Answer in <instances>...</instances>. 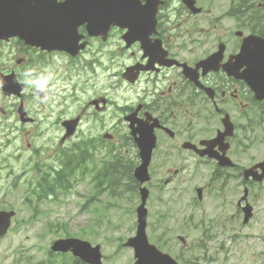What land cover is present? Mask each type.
<instances>
[{"label":"rangeland","instance_id":"374dc122","mask_svg":"<svg viewBox=\"0 0 264 264\" xmlns=\"http://www.w3.org/2000/svg\"><path fill=\"white\" fill-rule=\"evenodd\" d=\"M228 0L224 5L227 7ZM251 10L245 13L241 18L240 28L249 32L259 30V25L254 27L253 21L248 18ZM234 17V16H231ZM255 17H262L256 14ZM236 19V18H235ZM237 22L228 20L224 26L231 32ZM10 45V44H9ZM0 49V60L4 65L15 64L19 55L8 52V46ZM26 53L30 58L32 53L30 50L22 51V55ZM36 54V51H34ZM31 68L29 61L22 65V72ZM70 74L74 75L79 71L72 67L69 68ZM41 75H46L40 74ZM23 79H35L37 74L32 70V75L26 77L22 74ZM77 77L75 76L73 80ZM59 85L65 86L68 91L74 90L63 101L57 104L65 107L67 115L76 114L83 106L88 96L94 95L93 86L85 93H82V84L77 82L73 85V81H58ZM30 86V85H28ZM31 88L34 86H30ZM48 90V88H47ZM49 93V90H48ZM18 102L14 97H6L0 94V108L6 111V115H15L13 103ZM25 110L29 115L34 117L36 114L37 121L43 119L51 111V97L43 99L31 93L25 96ZM261 112L255 119L246 118L243 127L245 131L238 130L232 140V146L229 151L233 159L243 166H249L256 161L264 160V105L260 107ZM112 121H116L122 130L123 125L118 121L120 109L116 107L113 110ZM210 114V111L208 112ZM233 117L236 123L243 122L241 112L233 111ZM216 122V121H215ZM57 126H53L49 132H44L37 127L36 136L26 135L22 129L23 125L19 123L17 128H13L5 122L3 129L0 131L2 137L1 143H6L8 138L14 137L15 147L13 149L14 159H18L23 165L16 168L13 174H7L9 169L5 170L3 178L0 179V209L14 210L16 215L12 218L11 226L8 233L0 238V264H73L75 258L69 253L59 254L49 251L52 241L58 237H79L90 241L92 244H99L103 255L104 264H132L134 261L132 249L123 245L124 241L135 233V208L138 205V196H134L128 192L122 196L109 197L106 191V185L100 190L95 197L102 199L101 207L98 206L97 211H91L94 203L91 199L83 198L81 194L90 192L89 182L80 183L73 182L71 191L63 196L51 197L44 200L40 205L35 203L34 198L30 197V191L36 181L34 175L33 162L50 165L51 159L46 151L40 152V157H33L31 147L38 146L39 149H45L46 145L55 144L60 134ZM102 129L99 118H96L91 112L86 115V120L80 126L77 135L68 141L64 146V151L72 150L77 146H81V151L89 150V142ZM214 129V127H213ZM207 132L205 135L212 132ZM44 135V136H43ZM204 137L202 132H196L195 138ZM178 139H182L178 136ZM242 141L245 145L241 147L237 141ZM159 149L164 150V146L168 145L170 140L167 138L160 139ZM40 146H43L40 148ZM160 150L158 153L161 154ZM77 151L73 150V153ZM101 154L105 158H110L111 153ZM177 155L174 150L171 151L169 162L173 163L172 167H177ZM5 154L0 152V161ZM69 156V155H68ZM121 156V153H118ZM127 160L133 158V153H125ZM137 162V161H136ZM209 163V162H207ZM27 165L31 167L32 176L28 177ZM159 165H155V170ZM200 174L186 179L188 175H179L176 180L166 190L155 188L152 192V198L149 202V217L147 226V236L149 241L155 245L160 251L166 252L184 260H176L179 264H194L195 262H204L209 264H264V185H252L250 189L249 200L254 207V214L247 224H242L241 216L238 218L232 215L234 212V203L241 194V176L238 170H229L227 172H235V176H230L224 182L225 191L223 203L221 199L216 197L212 200L209 195L203 201L195 200L193 194V184L201 178L206 181V170L204 164L200 166ZM26 172V173H24ZM19 176L17 179L14 177ZM160 175L158 174V177ZM184 176V178H182ZM123 179L122 171L119 175ZM6 178V179H5ZM182 178V179H181ZM180 179V180H179ZM182 180V181H181ZM104 190L106 193L104 194ZM192 200H190V198ZM161 199L168 204L163 205ZM29 202H31L29 204ZM190 203V204H188ZM35 208L40 213H34ZM192 213L195 216L194 226L181 225L184 216ZM203 216L200 220V216ZM215 215V216H214ZM214 217L211 228L206 227L208 220ZM183 218V219H182ZM155 227H153V226ZM69 231H66L65 229ZM209 230V231H208ZM72 233L66 235L67 233ZM184 235L187 239V246L184 247L178 242L177 235ZM212 236V237H211ZM48 251L51 254L48 255ZM49 260V261H46ZM82 264V263H76Z\"/></svg>","mask_w":264,"mask_h":264},{"label":"flooded vegetation","instance_id":"af4514ba","mask_svg":"<svg viewBox=\"0 0 264 264\" xmlns=\"http://www.w3.org/2000/svg\"><path fill=\"white\" fill-rule=\"evenodd\" d=\"M91 2V0L86 1L88 4ZM140 2L143 4L145 0H140ZM224 2L225 0H195L193 4L200 9L194 11L188 8L183 0H164V3L157 7L153 32L148 33L143 42L126 35L128 26L125 23H113L105 33L88 32L85 24L78 28V33L81 35V40L78 43L84 42V45L77 58L81 59L82 69L91 75L86 81L94 78L97 80L95 97L101 103L96 105V109L104 126L109 128L113 136L124 133L119 124L112 121L113 110L118 105L124 107L120 110L121 116L132 112L133 105L138 106L139 116L145 112L150 113L158 120L159 124L155 128L157 140L152 158L158 151V145L161 144L160 141L158 142L160 139L158 132H162L173 140L164 146V150L161 152L162 156H155L156 163L162 167L167 163L166 157L172 150L178 154V158L183 159V163H188L192 155H196L192 149L184 148L183 142H190L196 147L202 148V137L195 138V133L202 132L205 136L215 126L213 117L208 114L209 111L213 109V114L219 115L221 119L224 113L229 112L228 110L245 108L244 104L249 92L241 79L228 76L221 69L209 70L204 75H199L200 84L212 89L209 93L183 74L184 67H194L201 57L214 52L220 43L224 45L221 61L227 60L239 47L241 37L235 32L233 34L224 26L230 17L229 6L221 9ZM100 3V1L95 2L97 5ZM245 3L246 0H238L235 6L242 12ZM232 16L239 22L242 17L240 13L232 14ZM203 22L202 25L207 26L203 27L201 25ZM211 23L218 26V28L214 27L215 32H211L213 29H207ZM20 42L15 37L0 40V49L10 44L8 52L12 53L14 50L15 54L19 55L15 64L12 65H4L3 60L0 61V71L5 74L14 72L17 78L23 82L25 79L21 75L25 72L20 71L19 68L28 61L32 70L39 76L53 62L63 59L70 67L71 63L69 62L76 59L57 50H40L35 47H31L32 56L29 58L26 53L25 55L21 54L22 51H25V47ZM168 60L174 63L169 64ZM130 67H136L131 71L132 74L137 72V77L132 79V83L123 78L124 71ZM98 71L104 74L102 81L97 79ZM51 83L52 81L47 86L49 93L47 88L41 91L43 99L48 95L51 97L52 108L45 118L37 121L35 113L32 117L26 111L29 118L19 116L17 113L21 103L22 106L25 104V96L31 93V89H35V87L31 88L24 83L26 93L18 98V102L13 103L15 115L0 116V131L5 122L13 128H17L20 123L23 125L22 129L26 135L36 136L37 127H40L46 135L53 126H57L55 121L60 125L73 119V115H67L64 106L57 104V97L60 95L56 89L58 92L62 91L58 87L59 83L56 89ZM63 100L64 98L60 99V101ZM85 111L83 108L82 112ZM178 136H181L182 139H178ZM1 137L2 134H0V139ZM61 142L62 140L53 145H46V150L39 149L36 145L31 147L33 157H40V152L46 151L51 159L50 165L40 161L33 162L36 180H53L57 177L64 165V149L61 147ZM14 147V137L8 138L6 143H0V152L5 154L0 161V179L3 178L7 168L9 169L7 174L10 175L15 172L16 168H20L26 163L29 164V161H25L21 165L18 159H14ZM42 147L40 146V148ZM26 168L28 173H24L28 174V177L32 176L31 167L27 165ZM185 168L184 166L183 170ZM181 171L180 167H175L172 170L167 167L164 183L173 182ZM225 171L226 169L222 168L219 173L223 174ZM17 178L20 179L19 176L13 179Z\"/></svg>","mask_w":264,"mask_h":264},{"label":"water","instance_id":"95a60500","mask_svg":"<svg viewBox=\"0 0 264 264\" xmlns=\"http://www.w3.org/2000/svg\"><path fill=\"white\" fill-rule=\"evenodd\" d=\"M106 4L103 9L108 10L110 13L112 0H102ZM33 0H0V38H6L10 35H19L25 42L48 46L47 43H41L43 40L40 37V28L48 26L51 29H61L68 35L71 34L74 27L79 23L81 17V10L77 7L70 6L69 3H65L58 6L54 5L53 8L45 9L33 3ZM117 5L121 6V0H117ZM53 16V17H50ZM48 17H50L48 19ZM105 23V21H104ZM103 20L96 19L91 20L89 23L92 29L96 32L102 29ZM61 40V39H60ZM59 37H54L52 44L60 41ZM49 43L48 40H45ZM245 44L242 48V57L245 59V63L248 66L244 73V78L250 88L255 92L258 98L264 96V40L257 37H248L245 39ZM8 80H13L14 77L0 75V86L5 94L11 92L17 93L18 89H22L21 84H16V90H6L9 87H13L12 83ZM15 83V81H14ZM6 89H5V88ZM222 135H218L214 141L222 144ZM136 142L139 147V156L141 158V164L134 170V176L139 182H144L147 179V165L149 162L151 149L154 145V137L151 134L150 129H141L140 135L136 137ZM208 155H212L211 152L206 151ZM219 160V164H229L227 158L218 154H213ZM260 167L262 173L258 175L254 169ZM246 178L252 176L255 180H262L264 178V162L255 165L252 168L244 171ZM142 198L145 199L146 192L141 188ZM244 222H247L251 216V208L245 206ZM13 215V211H0V236L5 233L9 226V218ZM139 226L138 233L135 238H131L127 244L133 245L138 250L137 257L140 260L135 264H177L167 254H163L155 248L153 245H149L145 233V211L143 206L138 208ZM136 241L139 242V246L136 245ZM54 251H67L72 250L74 255L79 256L82 260L89 262L90 264H101L99 261L98 247L91 248L86 242L79 241L77 239H58L54 241L52 245Z\"/></svg>","mask_w":264,"mask_h":264},{"label":"clouds","instance_id":"9594fccd","mask_svg":"<svg viewBox=\"0 0 264 264\" xmlns=\"http://www.w3.org/2000/svg\"><path fill=\"white\" fill-rule=\"evenodd\" d=\"M58 3H63V0H57ZM32 75V70L29 69L25 72V76L26 77H29ZM53 79L51 73H49L48 75H41V76H38L37 78L35 79H25L24 80V83L27 84V85H30V86H34L35 88L37 89H40L41 91H44L48 84H49V81ZM45 99H47V97H45Z\"/></svg>","mask_w":264,"mask_h":264},{"label":"trees","instance_id":"16d2710c","mask_svg":"<svg viewBox=\"0 0 264 264\" xmlns=\"http://www.w3.org/2000/svg\"><path fill=\"white\" fill-rule=\"evenodd\" d=\"M68 169H69V166L66 168V170ZM121 171H122L123 176L126 177L125 181L128 183L132 179V177H131L130 168L127 165H125L123 168L114 170L113 172L110 171L109 173H107L108 175L107 177L109 178V181L113 183L117 181L118 184H120L121 177H119V175Z\"/></svg>","mask_w":264,"mask_h":264}]
</instances>
